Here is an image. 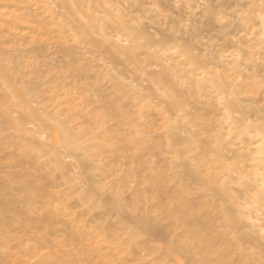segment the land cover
I'll return each mask as SVG.
<instances>
[{"label": "clouds", "instance_id": "obj_1", "mask_svg": "<svg viewBox=\"0 0 264 264\" xmlns=\"http://www.w3.org/2000/svg\"><path fill=\"white\" fill-rule=\"evenodd\" d=\"M68 2L71 4V8L70 10L65 9L63 12L52 0L37 4L38 23L32 27L36 28L37 36L44 32L46 33L45 38L47 35L53 37L59 35L66 40H71L78 46L88 45L89 61L93 65L100 66V73L103 78L110 76L112 80H117L118 83L123 82L125 85H131L130 81L124 80L123 76L111 69L108 60L109 52L125 59L128 65H131V69L138 73L140 77L139 87L131 85V90H126L129 96L136 98L135 111L133 112L127 105L123 106L126 111L121 110V105L117 104L116 106L118 111L115 117L125 125L124 133L119 139L129 146L142 144L147 149L155 136V132L149 127L150 123L157 125L156 131L171 136L177 127L181 126L182 122V126L190 129L185 133L189 142L182 146L169 144L171 170L153 169L149 167L148 163L144 164L148 171H144V169L136 171L110 168L106 162L98 159V152L89 153V149L95 148L96 145L90 142L84 131L70 126L68 120L61 117L59 110L55 113L50 111L49 117L59 130L61 142L64 136L70 133L75 141L77 151L85 157H90V163L96 169L95 174H98V181H104L95 185L97 191L110 194L116 203L113 212L119 222L120 231L112 237L116 243L107 252H104L100 241L108 238L100 235V226L93 224L89 228V222L80 223L79 216H74L70 210L64 211L63 215L71 223L63 227L58 225L55 228L57 238L54 239L53 246L44 248V251H40L37 243V239L43 234L13 233L11 236L0 234V264H129L128 258L132 244L140 238V234L129 226L130 223L139 217H148L162 224L177 225L176 233L182 235L183 231L178 228L181 222V216L178 214L180 206L178 203H169L163 194L168 188H175L179 185V173L185 166L196 175L204 171V162L193 152L194 148L199 151L197 136L195 135L197 130L192 128L183 113L175 114V119L167 117L166 121L162 120L167 109L165 104H160L157 109L161 113L159 122L153 123L148 118L149 113L156 108L154 97L165 102L176 101L172 91L173 88H176V84L173 82L171 84L165 83L159 79L153 80L148 75L140 73L147 68L151 61L159 63L165 70H172L174 66H178L181 61L186 59L182 50L178 46L168 49L159 47L146 49L142 47L143 38L137 36L133 27L138 26L139 22L132 20L131 25H127L124 11L117 4H104L101 8V5L94 4L91 0H68ZM101 11L109 15L102 17ZM230 11L234 12L245 26L246 31L242 32L241 36L246 37L251 41V44L242 45L241 48H247L249 55L246 57L240 49L222 54L220 61L227 62L230 69L226 75L216 72L207 78L205 76L195 78L197 84L206 86L210 90H217L219 95L225 96L229 104L233 99L239 98V93L244 91L242 87H238L244 80L239 71L241 65L251 63L254 60L264 61V0H247V7L234 8ZM4 14H6V9L0 11V15ZM108 19L118 23L121 26L120 31L105 35L101 23L102 20ZM230 19L231 16L227 15L221 19V22H227ZM92 52H95L96 55H91ZM141 57L144 58L142 64L139 63ZM187 64L191 72L196 71L195 63L189 61ZM104 68H109L107 75L103 71ZM189 82L187 79L179 81L181 86ZM260 83L261 77L255 81V85L259 88ZM249 87L252 90L244 91V94L254 96L256 91L252 87V82H249ZM161 89L164 90L161 91ZM162 92H167V96L161 95ZM105 103L104 101L103 106ZM261 106L264 107V104ZM221 121L230 126L227 135L217 134L215 150L220 149L222 145L231 140L233 128L237 126L234 122L232 124L226 123L223 118ZM165 122L168 123L167 129L164 128ZM243 127L247 128L248 125L244 124ZM40 139L48 142L46 137ZM257 139L259 143L254 144L253 148L249 149V152L255 153L252 157V168L255 171L249 172L247 174L249 180L244 182L252 185L254 190L245 200L239 202L238 210L232 207L231 203L226 202V212L231 214V219H225V212H220L215 217L221 221L220 227L227 226L229 229L235 227L238 230L237 235L232 238L233 241L238 240L241 233L250 237L251 243L243 250V255L248 257L244 264H264V193L260 192V186L264 183V177L260 175L264 172V159L259 155V153L264 152V138L258 134ZM61 159L65 162L75 163V156L72 154L65 153ZM239 177L233 175L232 179L239 183ZM169 181H172L171 185H169ZM87 188L88 185L79 171L73 173L70 179L64 181L63 189L58 193V199L61 203L57 206L55 214H62L60 209L66 208L67 201L73 193L78 194L80 202L85 205V210L95 209L97 199L95 196L88 195ZM49 208H51V201ZM97 237L100 239L98 240ZM112 248L115 249V254ZM204 255L207 256L206 252ZM100 256H108L109 258L107 260L98 259L97 257ZM133 264H154V260L151 256L142 255ZM175 264H185V262L177 260Z\"/></svg>", "mask_w": 264, "mask_h": 264}, {"label": "rangeland", "instance_id": "obj_2", "mask_svg": "<svg viewBox=\"0 0 264 264\" xmlns=\"http://www.w3.org/2000/svg\"><path fill=\"white\" fill-rule=\"evenodd\" d=\"M56 1H58L59 2L58 4H60L57 7H59V9L63 11L64 8L62 7V4L60 2L61 0H55V3ZM133 1H135L134 3L137 2L136 0H133ZM133 1L129 0V3L130 5L134 7L133 5L134 3H132ZM182 1L183 0H180V1L179 0H160L159 5L157 6V4L153 3V0H143L142 4L138 3L139 2L138 1L135 4L134 9H136V6H138L137 13L139 12L140 14L142 13L143 9H144L143 12H145V10L147 11L150 10L148 11L149 13L147 11H146L147 13L145 12L149 16L148 15L143 16L142 14L141 15L144 17L143 18L144 21L146 17L151 16L149 19L152 22L148 19L149 21L148 20L147 22L142 21L143 23L147 24L150 22L152 23L150 25H153V23H155V27L154 28L152 27V31L150 29L151 33L155 32L153 31V29L156 30V27H157V30L161 28L162 30L160 29V31L165 32V33H162L163 37L166 34H167L166 36L169 35L170 37H172L170 38L169 36L168 37L165 36V38H169L170 40L172 39L171 40L172 45L174 44L179 45L180 49L185 48V47L188 48L191 46L190 48L193 49L194 53L197 55V57L200 58L198 59L201 62H204L207 60L211 61V59L213 60V57L215 58L214 60L217 61L219 60V53L222 55V54H225V53L241 48L240 45L241 46L248 45V43L246 42L247 38H245L244 36H241V33L243 31H246V29L244 30L243 27L241 28L242 22L240 23V19L234 14V12H233V15L235 16L231 15V18L232 16L233 18L227 21L228 23L229 21L231 22L232 20L233 24H230L229 22V25L226 22H221V19L215 20L214 17H210V15L212 16V14L211 13L209 14L208 10L206 11V13L208 14L205 13V10H206L205 7L210 5L212 8H216V6H219L218 2L220 4V2H222L223 0L222 1L221 0H210L212 2H215L214 5L216 6H214L213 4H212L213 6L209 4L212 2H207L208 0L206 2L205 0L204 1L201 0L202 2L199 0H196L195 2L197 4L200 2V4L196 6L197 9L195 7L196 3H194L193 0H186L191 5H189L187 2L184 3L185 1L183 2L184 4L183 5ZM228 1L229 3H227V6L226 5L221 6V9H222L221 11L224 12L225 10L226 11L228 10L227 12L225 11V14L227 13L231 14V11L229 10L234 9V8L241 9V8H245V6L247 7V0H228ZM202 3L205 6L201 5ZM139 4L140 6L143 5V7H145L146 9L142 7L141 8L142 11L140 12ZM186 4H188L189 6L188 5L186 6ZM130 5L127 3V6L129 8H130ZM201 6L202 8L204 7V9L201 10L200 8ZM33 7L34 9H32ZM33 7H31V9L29 8L28 11L32 10L35 12V9H37V7L36 5H34ZM133 7L130 9H133ZM157 7H160L161 9L159 10L157 9ZM219 7L216 9V11L219 9ZM222 7H224L225 10H223ZM134 9L132 10V12H134ZM156 10L161 11L163 15ZM201 11L202 12L204 11L203 14L200 13ZM156 12H158L161 15L160 16L158 14V16L160 17L165 16L164 18L165 20L160 17H157ZM137 13H134V14L136 15ZM204 14H206V16H202V17L200 16ZM234 19H237V21H239L240 23L237 25L238 28H235L237 26L234 24L235 23L237 24V22ZM181 20L183 21L185 20V21L182 22ZM190 20H193V21H190ZM195 20H196V27L194 24ZM200 20L202 21L205 20V21L203 23L201 22L199 26L198 24L200 23ZM173 22L175 23V28L173 27L174 25ZM30 26L28 23H25L20 28L8 30L4 26L0 25V66L8 65L11 60L14 63L16 62L15 64H17V67L19 68V72L18 73L10 72V76L18 84V86L21 87L22 89L26 90L28 87L34 88V92L32 94L26 95V98H28V100L32 102V106L34 107L40 106L39 105L40 103H38L40 101L41 104H45L46 106L49 105V107L47 106V109L49 108L51 112L52 110H59V112L61 113V117L64 119H67L70 122L71 126H74L76 128H79V126H81L85 128L86 130L94 131L95 134L99 136L107 135V134L114 135L115 136L114 142L105 146L104 154H103L104 159L102 158V160L106 162L108 167L110 168L114 167V168H118L121 170L132 169L136 171L140 169H144V171H148V168L144 167V164L148 163L149 167L153 169H157L159 165H160L159 168H163V166L165 165L164 167L166 169L168 167V170H171L172 162H171V156L169 155V151H168L169 144L172 143L177 146H182V144H179V142L176 141V137L177 135H181L182 137L179 136V138H183V137H186V134L183 132L182 133L179 132L175 134L176 131L178 132V130L176 129L174 131L175 135L168 136L165 133L156 131L157 125L150 123L149 127L155 132V136L153 137L151 141L152 143L150 144L151 147L149 145V148L153 149V151L151 150L153 153L150 152V154L146 155L144 157V162L140 161L139 157H137L138 154H137L136 149L133 146H129L125 144L124 141L119 139V137L123 135L124 133L125 125L123 123H120L119 119L115 117V113L108 103H105V105L103 106L104 102L100 100V94H102L100 93L101 92L100 90H102L103 93L108 91V94L106 93L107 95H109L111 98L115 100H119L120 102L124 103L129 108H131L133 112L135 111V107H136V106L134 107L133 105L134 99H131L132 97H123L121 93L117 91L118 89L117 90L115 89L116 88L115 86H117L116 83L118 82L117 80H113V83H112L110 76H108L109 78L108 77L103 78L102 75L99 74L100 72L98 71L100 70V66L93 65L91 61H89V50H88L89 46L88 45L78 46L74 44L71 40H66L64 38H59V37L58 38L56 37V39H53L51 41H46L40 35L37 36L33 32L32 26L31 27ZM177 26L181 28V30H178ZM199 27L202 31L199 29ZM223 28H225V30H223ZM175 29H177V31H180V32L175 31ZM236 29L238 30V32L236 31ZM194 30L196 31L194 32ZM196 32L197 34H199L200 37H197L198 35L195 36ZM200 32H202L203 35ZM193 34L196 38L193 37ZM160 35H159V38L161 37ZM155 36H156V33H155ZM175 36L179 38V39L176 38L178 40H180V36H181V39L184 37L183 42L180 41L181 43L179 44L178 40H174ZM186 39H187V42H186L187 46L185 45L186 43H184ZM181 44L182 46H180ZM67 48L71 49L70 53L68 52L69 50ZM243 50L246 53V56H248L247 48H244ZM199 53H201L202 55ZM91 55L94 56L96 55V53L92 52ZM215 56H218V57H215ZM108 60H109V65L111 69H113L115 72L119 71L120 72V73L118 72L119 75L123 76L124 80L129 81L130 77L132 76L133 78L131 77V80H133L134 83L131 80L130 82H132L133 85L135 84L137 85V83H139L138 82L139 77H136L138 73H136V75H132V74H135V72L134 70L131 69V65L124 63L126 62L124 61V59H122V62H121V59L119 62H115V60L113 61L110 58H108ZM143 60L144 58L141 57L139 60V63L142 64ZM201 62L199 63L200 65H201ZM258 62L260 63L261 61H258ZM258 62H256L255 64L253 61L251 63H248L247 65L250 64V66H252L251 68H249V66L248 68H245L246 65L244 67V65L242 64V66L244 67L242 68L245 69L246 72L249 71V73H251L252 70L254 69V66L258 65L257 64ZM23 63L25 65H23ZM206 63L207 62H204L202 64H206ZM262 64H260L261 66L258 65V67H260V71L264 68V65ZM155 69L158 70L159 68H155ZM106 70H109V68L103 69L104 72ZM262 71L264 72V69ZM263 72L262 74L260 72V75H264ZM105 74L107 75L108 73L105 72ZM127 74H129L130 77ZM125 75H127L129 80H127L128 78ZM259 78L260 76L257 78V80ZM137 86L139 87V84ZM184 86L188 87L190 85L189 83H187V84H184ZM105 88L106 90H104ZM109 93H111V95ZM83 94H85V97H83L84 96ZM242 96H243L242 99L244 100L241 102L242 103L244 102L243 104L247 106L248 108L251 107L250 106L251 103L253 107L258 106L257 108L255 107L256 109H254L256 111V114L258 111H262L264 109V107L261 106L262 104H264V99H263L264 94L261 93L259 88L257 89L256 94L254 96H246L245 94H243ZM261 97L262 99L260 101V99L258 98H261ZM194 98H195V102L193 101L194 99H192L191 101H193V103L189 104V106L188 105L185 106L184 108L185 111L183 114H185L187 118L194 119L197 117L196 119L200 122H204V121L211 120V119L213 120L214 118L218 119L219 117L218 112L215 111L214 109H211L212 110L211 111L209 107L211 106V108H213L212 106L214 104L211 103V105L210 104L207 105V103H209V100L206 95H203L199 98L197 97H194ZM257 99L259 100V102ZM74 100H75V104L77 103V106H75L73 110H68L67 104ZM154 100L156 103L161 102V100L156 97H154ZM194 103L196 106L194 105ZM45 105H42V106H45ZM197 105H199L198 108L201 106L202 107L201 109L203 111H201L200 108L198 109ZM192 107H194V110L198 109V110H195L196 113H193V114H196V116L194 115V117H192L193 116L192 113L190 114V111L192 112L193 110H189V108L191 109ZM253 107H251V109ZM20 110L21 109L19 108H15L13 112L11 113L12 118L14 119L18 118L20 115ZM208 110H210L211 113L209 112L210 116L207 115L206 117L207 120H206L205 116L203 118L202 115L204 111L206 112ZM213 110L215 111V113H212L214 112ZM254 110L252 109V112L250 115H249L250 112L248 113L250 119L252 118L251 120H255L256 122L263 120L264 118H259L258 115L257 116L253 115L255 113ZM103 112L108 113L109 117L105 119V122L103 119L99 118L98 123H96L94 121V118ZM214 114H216L217 117H215L216 115L214 116ZM172 115L170 116L175 118V114H172ZM211 115H213V117ZM93 116L94 118H92ZM237 116H241V115L238 114ZM209 117L210 118L212 117V118L210 119ZM222 117L223 116L221 115V117L217 121H221ZM148 118L151 122L158 123L159 120L161 119V114L159 111H157L156 108H154V110H152L149 113ZM45 123H48V122L46 120L44 121L38 120V121H34L35 125L29 122H23L22 125L26 126V128L29 127V129L31 127L32 129L33 126L35 127V126L43 125ZM96 126L99 128H97ZM193 128L196 129L198 132H200L201 134L200 137L202 139H206V137L208 138L211 134H213V133L209 134V132L200 130L198 126H194ZM214 129H212L213 130L212 132H216L214 131ZM215 130H218L217 127ZM20 134H19V127L18 128L10 127L9 125L6 124L5 120L2 117H0V206L5 207L8 211V213L6 214L0 213V234H6L9 236H11L13 233H16V234L36 233L38 235L43 234L39 236V238L37 239V243L40 247V251H44V248L53 246L54 239L57 238L56 237L57 233L55 231V228L58 225L63 227L71 223V221L67 219L65 215H63L64 211L70 210L74 216L80 217V220H79L80 223H83L85 221L89 222V228H91L93 224H98L100 226L101 236H109V235L116 236L120 231V226H119V222L117 221L115 213L113 211L107 210L105 207V202L110 201L112 198L111 195L108 193L101 195L99 201L96 204L97 207L90 211L85 210V205L80 202L78 194L73 193L72 197L67 201L66 208L60 209L62 214L60 215L55 214L57 209L55 210L54 206L56 204L59 205L61 203V201L58 199V193L60 190L63 189L64 181L67 179H70L71 176L73 175V172H69L71 173L69 174L66 171H63L62 173L59 169L55 170L56 168L55 169L53 167L51 168L48 165L49 164V161H47L48 158L46 159L45 157L44 158L37 157L34 154H26L23 151V147H22L23 146L22 144L25 142L26 138L22 137V134L21 135ZM154 148H155V151L157 150L156 152L154 151ZM58 149L60 150L61 148H58ZM201 151H202L201 149L197 151V149L195 148L193 152L199 155L201 154ZM232 154L233 153H228V155H231V156ZM83 156L84 155L81 154L78 158L81 159L83 158ZM78 158L75 159V163L73 164H76L78 162ZM67 162L70 167L72 163H70L69 161ZM67 162L65 163L67 164ZM75 171L77 172L79 171V174L84 177L88 185L87 189L95 187V185L99 181L102 182V180L98 181V174H95L96 169L83 170L80 168H76ZM64 172H66L67 174ZM100 174L102 175V173ZM233 175L230 172L228 176L226 174H221L220 183L222 184L227 183V179L230 176L232 177ZM78 178L80 177L78 176ZM49 179L54 181L53 186L47 185V180ZM171 184H172V181H169V185ZM22 186H27L30 189L31 193L29 197L36 202L37 206L43 209L41 212L31 210L29 206L23 202V198L20 193V188ZM185 186H189L187 187L189 188L188 195H187V198L189 199V201L194 202V203H199L201 201V196H202L201 185L199 183L193 182L187 175L184 174V171L182 173V170L179 173V185L176 186L175 188H171V187L168 188V190L163 195H165L166 199L169 200L172 194L179 191L181 188ZM39 188H43L49 193H51L53 197L56 199L57 203L56 204L53 203V200H50L49 198H44V197L36 195L35 192ZM50 201H51V208H49ZM40 218L52 219L54 221V224L49 227V226H46L44 223L42 225L41 224L34 225L32 223L33 220H38ZM181 222H182V225L184 226H192V224L186 218L182 219ZM161 225L164 228L165 232L167 233V237L164 241L155 243L154 247L159 249L161 252L165 253L168 250L169 241L172 239H176L180 235H178L176 231L172 230V224H162L161 223ZM179 230L182 231V229H179ZM102 245L109 250L107 244L102 243ZM112 251L115 254V250L112 249ZM142 255L151 256L154 260V264H159L160 255L158 253L149 254L148 252L144 251L141 247H138L136 245H132L131 247L130 256L128 258L129 264H133V262L137 258L141 257ZM236 257L238 256L236 255ZM198 259L199 258H196L194 264H200ZM184 262L185 264H191L189 260H184ZM169 264H175V260L171 258Z\"/></svg>", "mask_w": 264, "mask_h": 264}, {"label": "bare ground", "instance_id": "obj_3", "mask_svg": "<svg viewBox=\"0 0 264 264\" xmlns=\"http://www.w3.org/2000/svg\"><path fill=\"white\" fill-rule=\"evenodd\" d=\"M136 1L137 2L139 1L138 3H140V4L143 3V0H136ZM193 1H194V3H196L195 2L196 0H193ZM199 1H201V0H199ZM206 1L207 0H205V2ZM43 2H48V0H3V2H0V11H4V9H6V14L0 15V25L4 26L8 30H12V29L20 28L25 23H28L29 26L30 25L32 26V25L38 23V19H37L38 9H35V12L32 10H30V11H28V10H29V8L31 9V7H33L34 5L41 4ZM52 2H55V0L54 1L52 0ZM60 2L62 4V7L64 8V10L65 9L70 10L71 4L68 2V0H61ZM91 2L94 4L101 5V8L103 7L104 4H110V3L111 4H117L124 11V15L127 18L125 23L127 25H131L132 20L138 21L139 22L138 26H133V27L137 33V36L143 38L142 47H144L146 49L152 48V47H159L161 49H168L170 47H176V46L179 47V45H175V44L172 45V43H171L172 39L170 40L169 38H165V36L167 34L166 35L164 34L165 35L164 37L162 36V33H165V32H161L160 31L161 28L157 30V27H156V30L153 29V31H155V32L151 33L152 27L153 28L155 27V23H153V25H150L152 23L149 22L146 24V23L142 22V21H144L143 16L144 15L147 16L148 14H146V13L148 11H150V10H148V11L145 10V12L146 11L147 12L146 13L143 12L144 9H143V11L141 10L143 5L140 6V4H139V6H140L139 11L140 12L142 11V13H141L143 15L142 16L139 12L137 13L138 6H136V9H134L135 4L137 3V2L134 3L135 1L132 2V3H134L133 4L134 7L132 5H130L129 0H91ZM183 2L186 3L187 1L183 0L182 4H183ZM207 2H212V1L208 0ZM56 3H57V6L60 5V4H58L59 3L58 1H56ZM127 3L130 5V8L133 7L134 12H132L133 9H130L127 6ZM153 3L157 4V6H158L160 3V0H153ZM203 3L201 5L205 6ZM214 3L215 2H212L209 4L214 5ZM227 3H229L228 0H223L222 2H220V4L218 2V5L220 7L214 5V6H216V8H212L210 5H208V6L206 5L207 7H205V9H206L205 13L208 10L209 11L208 13L212 14V16L210 15V17H214L215 20L222 19L224 16H227V14L228 15L230 14V13L225 14V11H226L224 9L225 6L222 7L223 10H225V11L224 12L221 11L222 10L221 6H223V5L227 6ZM188 4H186V6ZM199 4H200V2L198 4L196 3L195 7ZM189 5H191V4H189ZM218 7H219V9H218L219 11L217 10L218 11L217 12L216 9ZM229 7H231V6H229ZM143 8H145V7H143ZM200 8H201V10L204 9V7L202 8V6ZM32 9H34V7ZM157 9L160 10L161 8L157 7ZM196 9H197V7H196ZM226 9H227V7H226ZM159 10H156V11L161 13V11H159ZM158 12H156V15H157V17H160L161 15ZM203 12L201 11L200 13L203 14ZM134 13H137V14L135 15ZM208 13H206V14H208ZM100 14L102 17L104 15H109V14L104 13L102 11ZM158 14L160 16H158ZM206 14L200 15V16L201 17L206 16ZM231 15H233V12H231L230 16ZM235 15H233V16H235ZM233 16H232V18H233ZM150 17H146L144 22H147V20ZM160 18L164 19L165 16L160 17ZM234 18H236V17H234ZM196 20L194 21L195 27H196ZM234 20H236V22H237V24L236 23L234 24L236 26L241 23V20H240V23H239V21H237V19H234ZM181 21L184 22L185 20L184 21L181 20ZM190 21H193V20H190ZM204 21L200 20V23L198 25L200 26L201 22L203 23ZM162 22H164V21H162ZM229 22L228 23L226 22V23L229 25ZM231 22H232V20H231ZM231 22H230V24H233V22L232 23ZM148 25H150L151 28ZM101 26L103 27L105 35H111L112 33L118 32L121 29V26L111 19L102 20ZM173 27L175 28V23H174ZM242 27L245 30V26L243 24H242L241 28ZM235 28H238V26ZM150 29H151V31H150ZM177 29L181 30V28H179V27ZM177 29H175V31H177ZM199 29H200V27H199ZM32 30L36 34V28L32 27ZM165 30H167V29H165ZM196 30H197V28H196ZM196 30H194V32ZM223 30H225V28H223ZM236 31L238 32L237 29H236ZM177 32H180V31H177ZM243 32H245V31H243ZM155 33H156V36H155ZM160 33H161V35H160ZM200 33H202V32H200ZM157 34H158V36H157ZM195 34H196L195 36L198 35L197 37H200L199 34H197V32ZM45 35H46V33H44V32L40 33V36L46 41H51L53 39H56V37L62 38L59 35H56L55 37H53L52 35H47L45 38ZM159 35L161 36L160 38H159ZM202 35H203V33H202ZM168 36H166V37H168ZM195 36L193 34V37H195ZM170 38H172V37H170ZM174 38H175L174 40L179 39L176 36ZM176 38H178V39H176ZM183 38L181 39V36H180V40H178L179 44L181 42H183ZM186 42H187V39H186V41H184V43H186ZM246 42L248 43V45L251 44V41H249L248 39H246ZM184 43H182V44H184ZM182 44L180 46H182ZM185 45L187 46V43ZM190 47L181 48L182 52L186 56V59L181 61V63L178 66H174V68L172 70H170V71L165 70L161 67V65L159 63H156L155 61H151L149 63V65L147 66V68L145 70H143V72L141 74L148 75L149 78L153 79V80L159 79L165 83L171 84L173 82L176 84V88L172 89L173 94L176 97V101L172 102L170 100L169 102H165V101L161 100V102L156 103L154 100V102L156 103V109L159 108L160 104L166 105L167 111L165 112L162 120L166 121L167 117L173 116L172 114L180 113L181 109H183L182 113H184L185 106H187V105L189 106V104H192L193 101L195 102L194 97L199 98L203 95H206L208 97L209 103H207V105H209V104L211 105V103L214 104L212 106L213 108H211V106H209L210 110L214 109L219 114L218 119L214 118L212 120L211 118L213 117V115H211L212 117L211 118L209 117L211 120H207L206 117H207V115L210 116L211 112H210V110H208L206 112L204 111L202 116H203V118L205 116V118L207 120L204 122L198 121L196 119L197 117L193 119V118H187V116H185V118L191 124L192 128L194 126H198L200 128V130H202V131L209 132V134L213 133L208 138L206 137V139H202L200 137L201 134L198 131L195 134L197 136L196 140L198 143V148L202 150L201 154H199L198 156L200 157V160L202 162H204V165H205L204 171L201 172L199 175H196L187 166H185L182 169V173L184 171V174L187 175L193 182L199 183L201 185V188H202L201 201L199 203H194V202L189 201V199L187 198L189 188H187L186 186L181 188L179 191H177L171 195V197L168 200L169 203H178L180 206L178 214L181 216V220L184 218L188 219L189 222L192 224V226H184V225H182V222H180V224L178 225V228L182 229L183 234L178 236L176 239H172L169 241V246H168L167 252H165V253L161 252L159 249L154 247L155 243L162 242L166 239L167 233L165 232V230L162 227L160 222L154 221L148 217H139L134 222L130 223L129 226L134 228L140 234V238L135 240L132 245H136L138 247H141L144 251L148 252L149 254L158 253L160 255L159 264H169L171 258H173L175 260V262L177 260H183V261L189 260V262H191V264H194L196 258H199L198 261L200 264H244V261H246L248 259V257L243 255V250H244V247H246L249 243H251L250 237L247 234L241 233L239 236V239L236 241H233L232 238L237 235L238 230L235 227H233L231 229H229L227 226L220 227L221 221L215 219V217L220 212H225L226 213L225 219L226 220L231 219V214L226 212V208H225L226 202L231 203L232 207H234L238 210L239 202H242L243 200H245L247 198V196H249L252 193V191L254 190L253 186L250 184H247V183H244L243 186H241V184L238 183L237 181H234L231 176L229 178L227 177L229 179V180L227 179V183L222 184V183H220V175L226 174L228 176V174L230 172V173H232V175L234 173V175H237V176H247V174L249 172L255 171V169L252 168V157L255 155V153L249 152V149L253 148L254 144L259 143L257 136L259 134V131L261 130V122L264 121V119L259 121V122H256L255 120H251L252 118L250 119L249 115L251 114L252 109L254 110L258 106L253 107V105H251L252 104L251 103L252 101H251L250 106L253 108L251 109V107H249L250 108L249 109L247 106H245L243 104L244 102L242 103L241 101L244 100V99H242L243 98L242 95L244 94V91H251L252 90V88L249 87V82H252V87L255 88V91H257L258 87L255 85V81L257 80V78L259 76L260 77L262 76V75H260V72L262 74V72H263L262 70L264 69V68L263 69L261 68L262 70L260 71V67H258V65L261 66L260 64H262V63H263L262 65H264V61L263 62L261 61L259 63L258 61L254 60L253 61L254 64L256 62H258L257 63L258 65L257 66L255 65L256 67L254 66V69L252 70L251 73H249L248 70H247L248 72H246L245 69H243L245 67V65H246L245 68H248V66H249V68H251L252 66H250V64L249 65L243 64L244 67L241 65V68L239 69V71L241 72L240 75H242L244 77V80H243L242 84L239 85L238 87H242L244 89V91H241L239 93V98L233 99L230 102V104L228 105L229 110L233 111V113H234L233 120H234V124H236L237 126L235 128H233L231 140H229L227 143L222 145V147L220 149L215 150L214 146L216 144L215 138H216L217 134L220 133L221 136L227 135L228 128L230 125L223 124L222 121H217V120H219L221 115L223 116V113L217 104V100H218V97H216L218 94L217 90H210L206 86L197 84L195 78L197 76H205V78H207V76L213 75L216 72H219L221 74L226 75V73L228 71H230V69H229L227 62H221L220 61V57H221L220 53H219V60L216 59L217 61H215L214 60L215 58L213 57V60L210 58L211 61L207 60V61H204V62H207L206 64H202L204 62H201L199 60L200 58L197 57V55L194 53L193 49ZM240 47H241V45H240ZM239 49H241L244 52V50H243L244 48L243 49L239 48ZM68 50H69L68 52L70 53L71 49H68ZM208 52H210V51H208ZM199 54H201V53H199ZM247 54L249 55L248 51H247ZM244 55L246 56L245 52H244ZM198 56H200V55H198ZM215 57H218V56H215ZM108 58L112 59L113 61L115 60V62H119L121 59L118 55L111 53V52H109ZM197 59L199 62L197 61ZM124 61H126V60L124 59ZM189 61H192L193 63H195V65L197 67L195 72H191V70L189 69V65L187 64ZM121 62H122V59H121ZM200 62H201V65L199 64ZM15 63L11 60L8 65L0 66V117H2L5 120L6 124L9 125L10 127H17V128L19 127V134L21 132L22 137L26 138L25 142L22 144L23 145L22 146L23 151L26 154H34L37 157H42V158L45 157L46 159L48 158V160H47V161H49L48 165L51 168L52 167L54 169L56 168L55 170L59 169L62 173H63V171H66L67 173H69V172L75 173V172H77V171H75L76 168H80L83 170H93L94 168H93L92 164L90 163V157H84L83 156V158H81V159L78 158L81 155V153H79L77 151V149L75 147V141L73 140L70 133L65 135L63 138V141L61 142L59 130L52 123V121L49 117V112L51 111V110H49V108L47 109V106L49 107V105L46 106L45 104H41V102L39 101L38 102V103H40L39 104L40 106H38L39 108L34 107V106H32V102L30 100H28V98H26L27 94H32L34 92V88L28 87L26 90H24L21 87H19L18 84L11 78L10 72H16V73L19 72V68L17 67V64H15ZM124 63L126 64L127 61ZM23 65H25V64L23 63ZM155 68H159V69L157 70ZM106 69H108V68H106ZM98 72H100V70ZM105 72L108 73L109 70H106ZM116 72H119V71H116ZM136 73L137 72H135V74H132V75H136ZM99 74H101V73H99ZM18 75H20V74H18ZM127 75L129 76V74H127ZM127 75H125V76L127 77ZM20 76H22V75H20ZM131 77H130V80H131ZM136 77H139L138 74L136 75ZM138 79L140 80V77ZM185 79L190 81L189 82L190 86L185 87L184 85L183 86L180 85L179 81L185 80ZM127 80H129V78ZM139 80H138V82H139ZM131 81H133V80H131ZM112 83H113V80H112ZM133 83H134V81H133ZM133 83L131 82L132 85H133ZM138 84L139 83H137V85ZM114 85H115V83H114ZM116 85L117 86H115L116 87L115 89L116 90L118 89L117 91H119V93H121V95L123 97H132L131 99H134L133 105L135 107L136 106L135 105V99L136 98H134L135 96H129L127 94V91H126V90H129V91L131 90V85H125V84H123V82H120V83L117 82ZM104 90H106V88ZM163 90L164 89H161V91H163ZM100 91H101L100 93H102V94H100V100L108 103L109 106L113 109L115 114L118 111V109L116 107L117 104L121 105L122 111H126V109H124V107H123V106H125L124 103L120 102L119 100H115V99L111 98L109 95H107L108 91L107 92L104 91L105 93H103L102 90H100ZM114 92H115V90H114ZM109 94L111 95V93H109ZM83 95H84L83 97H85V94H83ZM240 96H241V98H240ZM86 97H87V95H86ZM192 99H194V100L191 101ZM200 99H202V98H200ZM258 99H260V101H261L262 97L258 98ZM183 102H185V103H183ZM258 102H259V100H258ZM180 103H183V104H180ZM196 104H197V102H196ZM42 105H45V106H42ZM194 105H195V103H194ZM75 106H77V103L75 104V100L72 102H69L67 104L68 110H73L75 108ZM198 106L199 105H197V108H198ZM15 108L21 109L20 115L16 119L12 118V116H11V113L13 112V110ZM192 108L191 109L189 108V110H193L192 112L190 111V114L196 113L195 110H198L199 108L201 109L202 107L200 106L198 109H195V110H194V107H192ZM263 110L258 111L257 114H256V111L254 110L255 113L253 115L254 116L258 115L259 118H264V111ZM54 111L56 112L57 110H52L53 113H55ZM201 111H203V110L201 109ZM215 111L212 113H215ZM248 113H249V115H248ZM235 114H240L241 116H237ZM60 115H61V113H60ZM170 115H172V116H170ZM194 115L196 116V114H193V116L192 115L191 116L194 117ZM215 115L216 114H214V116ZM108 117H109V114L103 112V113L97 115L95 118H94V116L92 118H94V121L96 123H98L99 118L103 119L105 122V119ZM215 117H217V115ZM251 117H252V115H251ZM172 118H174V117H172ZM246 119L251 120L254 124V126L251 127L250 129H248L247 131H245V128L243 127L244 124H247ZM38 120H42V121L46 120L48 123H45V124L39 125V126H35V127L33 126L34 129H33V127H32V129H31V127L29 129V127L26 128V126L22 125L23 122H29V123L34 124V121H38ZM68 124L71 126L69 121H68ZM214 127H215V129L217 127L218 130H215ZM97 128H99V127H97ZM77 129L84 131L87 135V138L90 140V142L93 145H96L95 148L89 149V153L98 152L99 153L98 159L102 160L105 146L113 143L115 140V136L112 134L99 136V135L95 134L94 131L86 130L85 128H83L81 126H79V128H77ZM212 129H214V131H216V132H212L213 131ZM177 130H178V132L177 131H176V133L173 132V134L171 136H173L179 132L180 133H182V132L186 133V131H190V129H186L185 126H182V122H181V126L177 127ZM168 136H166V137H168ZM179 136L182 137L181 135H177V137H176V141H178L179 144L184 145V144L189 142V138L187 135H186V137H183V138H179ZM41 137H46L48 139V142L42 141L40 139ZM171 138H173V137H171ZM167 140H168V138H167ZM133 147L137 151V154H138L137 157H139L140 161H143V162H144V157L146 155L150 154V152L153 153L152 152L153 149L152 148L150 149L149 146L147 149H145V147H143L142 144H138V145H135ZM150 147H151V145H150ZM58 148H61V149L59 150ZM194 149H193V151H194ZM154 151H155V148H154ZM65 153L74 155L75 159L78 158V162L76 164L72 163L73 165L71 164V166L69 167V164L66 161L68 164V166H67L65 161L63 159H61V157L64 156ZM228 153H233V154L231 156V155H228ZM159 166H158V168H159ZM164 166H163V168H165ZM167 169H168V167H167ZM66 172H64V173H66ZM69 174H71V173H69ZM103 182L104 181H102L100 183H103ZM47 185L53 186L54 181L51 179L47 180ZM234 185L235 186L237 185L238 188H237V186L235 187ZM87 192H88L89 196H95L96 197V199H97L96 204L99 201L101 195L105 194V193L98 192L96 187H92L90 189H87ZM20 193H21V196L23 198V202L26 203L31 210L38 211V212H41L43 210L41 207L37 206L36 202L33 199H31L29 197L31 191L27 186H22L20 188ZM35 193L38 196H41L44 198H49L50 200H53V203H55V204L57 203L56 199L53 197V195L43 188L37 189ZM57 206H58V204H56L54 206L55 210L57 209ZM105 207L107 210L113 211V209L116 207V203L111 198L110 201L105 202ZM0 213L6 214V213H8V211L5 207L0 206ZM32 223L34 225L35 224H39V225L41 224L42 225L44 223L46 226L50 227L54 224V221L52 219L40 218L38 220H33ZM172 230L176 231L177 225L172 224ZM105 237H107L108 239L102 240V241H100V243L101 244L102 243L107 244L108 248H111L116 243V241L112 239V237H114V236L109 235V236H105ZM97 239L99 240L100 237H97ZM112 249L115 250L114 248H112ZM103 251L107 252L108 249L103 246ZM205 252H206L207 256L204 255ZM236 255L238 257H236ZM257 255H259V253H257ZM108 258H109L108 256L98 257V259H104V260H107Z\"/></svg>", "mask_w": 264, "mask_h": 264}, {"label": "snow or ice", "instance_id": "obj_4", "mask_svg": "<svg viewBox=\"0 0 264 264\" xmlns=\"http://www.w3.org/2000/svg\"><path fill=\"white\" fill-rule=\"evenodd\" d=\"M259 89H260L261 93H264V75L261 76V83L259 85ZM161 95L167 96V92H162ZM217 96H218V100H217L218 107L221 109V111L223 113L222 118L225 120L226 123L232 124L234 122V120H233L234 113H233V111L229 110V107H228L229 102L226 100L225 96H222L219 94H217ZM182 112H183V109L180 110L181 114H182ZM235 115H238V114H235ZM246 120H247L248 127L245 128V131H247L248 129H250L251 127L254 126V124L251 120H249V119H246ZM167 127H168V123L165 122L164 128L167 129ZM259 134L262 138H264V121L261 122V130H260ZM259 155L262 159H264V152L259 153ZM260 175L262 177H264V172L260 173ZM248 180H249V177H247V176H240L239 177V183L241 184V186H243L244 182L248 181ZM260 192L264 193V183H262L260 186Z\"/></svg>", "mask_w": 264, "mask_h": 264}]
</instances>
